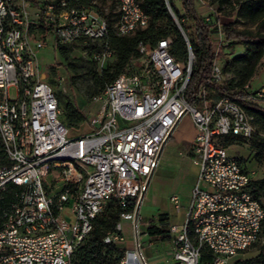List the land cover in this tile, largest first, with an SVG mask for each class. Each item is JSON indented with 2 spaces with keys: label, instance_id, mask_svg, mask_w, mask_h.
<instances>
[{
  "label": "built area",
  "instance_id": "1",
  "mask_svg": "<svg viewBox=\"0 0 264 264\" xmlns=\"http://www.w3.org/2000/svg\"><path fill=\"white\" fill-rule=\"evenodd\" d=\"M94 1L0 0V264H76L74 252L110 202L122 212L104 242L126 243L118 264H149L140 207L184 116L193 127L190 156L196 181L183 222L169 227L171 260L165 264H200L203 249L213 255L211 264H226L257 244L264 264V210L250 191L255 179L249 159L229 152L248 148L257 132L252 116L236 99L217 90L227 79L223 63L231 55L222 26L203 18L215 30L216 51L193 105L186 102L185 92L195 56L181 30L184 56L171 53V36L154 45L140 44L138 56L93 97L100 109L90 131L80 134L60 120L59 100L40 69L39 52L50 37L57 48L102 43L109 33V13L117 17L113 29L118 36H131L149 22L139 0H114L106 11L98 10ZM208 8L220 18L218 7ZM8 16H16L15 26H7ZM93 57L101 67L116 60L107 44ZM240 91L264 105V88L252 91L248 85ZM226 140L232 143L225 146ZM60 154L78 156L82 171L71 165L49 168L48 160ZM76 190L84 191L83 200H76ZM169 200L179 211L178 197ZM123 222L129 224L130 244L122 235Z\"/></svg>",
  "mask_w": 264,
  "mask_h": 264
},
{
  "label": "trees",
  "instance_id": "2",
  "mask_svg": "<svg viewBox=\"0 0 264 264\" xmlns=\"http://www.w3.org/2000/svg\"><path fill=\"white\" fill-rule=\"evenodd\" d=\"M83 3H88L92 0H81ZM169 6L179 19L182 30L184 31L192 52L195 56V64L189 79V83L185 92V100L190 105L195 103V96L197 89L209 78L211 71V63L215 58L216 46L213 44L212 34L215 31L211 26H206L203 23V18L196 14L194 8V0H167ZM175 2H179L181 8L186 16L194 20L193 33L188 32L179 18V12L175 6ZM223 3L224 0H218ZM233 7L230 8V14L235 13L237 17L244 22L255 26L250 27H235L229 24L222 25V35L225 41L230 42V48L234 45H243L244 52L240 55L234 56L230 61L225 60L223 63V71L229 72L233 70L239 79V86L234 90L228 85H221L217 87L221 96L233 97L237 103L252 116L256 125L254 139L249 145L250 152H254L255 137L260 136L258 133L264 134V105L258 102L247 100L240 89L248 84V81L253 76L257 66L264 56V32L260 30L264 27V0H243L242 2H233ZM140 7L143 12L149 17V22L146 28L138 29L131 36H118L113 29L117 18H112V14L106 17L109 25V33L103 39L102 44H107L116 55V60L111 66L105 68L100 76L94 75L92 80L96 86V91L93 96L102 94L106 88L116 77H118L128 61L135 56H138V47L140 44L154 45L159 39L166 36L173 38V47L171 53L176 57H183L185 54V41L180 31L171 19L165 0H140ZM112 6L110 10H112ZM69 47L60 46L58 50L60 55L67 59ZM224 48H221L219 56L223 55ZM70 85H74V78L69 77ZM68 124L80 122L86 119L83 112L74 107L72 116L66 117ZM254 124V122H253ZM255 126V125H254ZM256 128V127H255ZM232 140H226L225 146H229ZM259 147V146H258ZM261 147V148H260ZM257 151L259 157L264 150V144L260 146ZM2 150L0 145V159ZM1 161V160H0ZM250 191L253 197L259 201L264 210V178L261 180H252L250 183ZM133 203L129 204L127 210L132 207ZM122 210L115 202L108 203L107 208L96 217L93 221V229L85 241L77 248L73 254V261L76 264H118L123 249H119L114 243H106L104 239L106 235L115 229L119 221V216ZM146 232L150 236L161 235L160 231L149 221ZM264 237V221L261 230ZM256 246V245H255ZM262 252L258 255V264L261 262ZM213 255L207 249H203L200 258V264H211ZM245 262V264H253L249 260H237L236 264Z\"/></svg>",
  "mask_w": 264,
  "mask_h": 264
},
{
  "label": "rangeland",
  "instance_id": "3",
  "mask_svg": "<svg viewBox=\"0 0 264 264\" xmlns=\"http://www.w3.org/2000/svg\"><path fill=\"white\" fill-rule=\"evenodd\" d=\"M242 1L224 0L221 4L218 0H194V8L198 17H209L210 22H215L220 27L227 24L239 28L250 27V24L237 17L235 13L230 14V8L234 6L232 3ZM94 2L96 8L102 11L108 10L115 4L114 0H95ZM209 5L218 7V11L221 14L220 18L214 17L208 8ZM175 6L179 12L180 21L187 28L188 32L193 33L194 20L184 14L179 2H175ZM170 10L174 13L171 7ZM175 17L179 22L176 14ZM116 18L114 17V19ZM251 27L254 28L255 26ZM260 30L264 32V27H261ZM52 39V37L48 38V45L38 54L40 69L47 74V80L55 90L59 100L60 120L62 123L67 128L76 130L80 134L88 133L90 131V122L100 109V103L94 101L92 97L93 92L97 89L92 78L95 74L100 76L103 70L113 63L101 67L94 60L93 54L100 50L102 46L101 42L75 43L67 48V59H64ZM226 52H230L231 54L226 59L230 61L237 53L241 52L240 54H242L244 52V46H232ZM225 73L227 79L223 85H228L234 90H237L239 79L235 72L231 70ZM69 77L74 78L73 86L70 85ZM248 85L252 91H258L264 88V56L253 76L248 81V84L245 86ZM9 97L11 99L15 98L13 88L9 90ZM74 107L79 108L86 116V119L69 125L66 117L72 116ZM253 122L256 129H258L259 127L254 120ZM192 134L193 127L191 120L188 116H184L174 131V137L166 144L161 155L159 167L150 180L147 192L142 200L140 207V216L142 218L141 232H146L149 221L152 220L154 226L160 231H163L162 235L165 236L168 233L171 222L177 221L180 215L184 214L191 189L196 181L197 173L190 156V140ZM74 135L76 134L73 132H69L68 134V136ZM254 143V147L256 146L255 149L258 151V148L264 144V137L262 135L256 136ZM255 149L253 152L254 155L249 160L248 167L252 171L254 179L261 180L264 178V150H262L261 155L258 157ZM248 151L249 149L245 147H232L229 150L234 155L243 154L245 156H247ZM172 195H176L179 199L180 212L174 208L169 200ZM121 229L123 238L129 241L131 239L129 228L122 225ZM124 244L126 243L119 242L116 246L119 249H123ZM142 246L145 255L149 254L153 249V246L149 245L148 241L143 242ZM260 252H262L261 244H257L244 253V261L249 260L253 261V264H258L257 257ZM233 264H236V262ZM238 264H245V262Z\"/></svg>",
  "mask_w": 264,
  "mask_h": 264
},
{
  "label": "crops",
  "instance_id": "4",
  "mask_svg": "<svg viewBox=\"0 0 264 264\" xmlns=\"http://www.w3.org/2000/svg\"><path fill=\"white\" fill-rule=\"evenodd\" d=\"M191 136L193 137V134ZM172 137H174V133H173ZM192 137H191V139H192ZM231 149L232 148H230L229 150H231ZM240 155L247 157L250 160L254 154H253V152L248 151L247 156H245L243 154H240ZM186 209H187V206H186ZM180 211L181 210H179L178 212H180ZM185 212H186V210H185ZM185 212H184V214L180 215V217L177 219V221L171 222L170 226L181 224L183 222ZM123 226L126 228H129L128 222H123ZM129 231H130V228H129ZM146 241H148L149 245L153 246V249L151 250V252L149 254H147V255L144 254L145 257L147 258L149 264H165L166 261L171 260V247L172 246H171V235L169 233V229H168V233L165 236H163L162 234L156 235V236H150L147 232H145V233L142 232V243L146 242ZM127 244H130V240L127 241ZM237 260H244V254H241L235 258H229L227 260L226 264H233Z\"/></svg>",
  "mask_w": 264,
  "mask_h": 264
},
{
  "label": "bare ground",
  "instance_id": "5",
  "mask_svg": "<svg viewBox=\"0 0 264 264\" xmlns=\"http://www.w3.org/2000/svg\"><path fill=\"white\" fill-rule=\"evenodd\" d=\"M139 8L140 12H143L140 7L139 0ZM16 25V16H8L7 26H15ZM61 165H71V167H75V171H82V164H78V156H73L72 154H60L54 156L51 160H48L49 168H57ZM84 191L76 190V200H83Z\"/></svg>",
  "mask_w": 264,
  "mask_h": 264
},
{
  "label": "water",
  "instance_id": "6",
  "mask_svg": "<svg viewBox=\"0 0 264 264\" xmlns=\"http://www.w3.org/2000/svg\"><path fill=\"white\" fill-rule=\"evenodd\" d=\"M165 4H166V7H167V10H168V13H169V15H170V17H171V19L173 20V22H174V24L176 25V27L178 28V30L180 31V33L182 32L181 30H182V28H181V26H180V24L178 23V21H177V19H176V17H175V14L171 11V10H169V4H168V1L167 0H165ZM181 35H182V33H181ZM183 36V35H182Z\"/></svg>",
  "mask_w": 264,
  "mask_h": 264
}]
</instances>
